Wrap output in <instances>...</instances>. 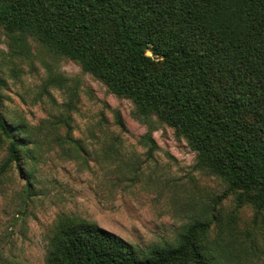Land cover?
<instances>
[{"label": "trees", "instance_id": "1", "mask_svg": "<svg viewBox=\"0 0 264 264\" xmlns=\"http://www.w3.org/2000/svg\"><path fill=\"white\" fill-rule=\"evenodd\" d=\"M2 31L35 38L139 116H157L186 139L200 169L239 193V205L264 213V0H0V44ZM117 124L125 129L119 116ZM19 132L0 100V143L8 142L0 174L24 159ZM213 224L195 221L175 244L142 250L66 219L45 264H215L199 245Z\"/></svg>", "mask_w": 264, "mask_h": 264}, {"label": "rangeland", "instance_id": "2", "mask_svg": "<svg viewBox=\"0 0 264 264\" xmlns=\"http://www.w3.org/2000/svg\"><path fill=\"white\" fill-rule=\"evenodd\" d=\"M0 50L2 111L26 145L23 161L0 174V264H45L66 219L142 250L214 219L199 245L215 264H264V213L200 169L173 128L139 116L132 101L33 37L2 31ZM7 146L0 143V167Z\"/></svg>", "mask_w": 264, "mask_h": 264}]
</instances>
